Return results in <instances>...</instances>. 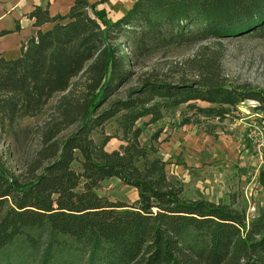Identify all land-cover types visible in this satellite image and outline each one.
Here are the masks:
<instances>
[{"label": "trees", "instance_id": "trees-1", "mask_svg": "<svg viewBox=\"0 0 264 264\" xmlns=\"http://www.w3.org/2000/svg\"><path fill=\"white\" fill-rule=\"evenodd\" d=\"M29 16L53 26L0 57V135L27 141L37 124L24 165L0 157V264H264V204L185 199L158 133L140 141L182 106L177 127L211 136L241 103L264 114V93L224 74L220 43L264 37V0H136L114 21L75 0L64 16ZM111 138L122 144L108 152ZM114 178L135 202L98 194Z\"/></svg>", "mask_w": 264, "mask_h": 264}, {"label": "rangeland", "instance_id": "rangeland-1", "mask_svg": "<svg viewBox=\"0 0 264 264\" xmlns=\"http://www.w3.org/2000/svg\"><path fill=\"white\" fill-rule=\"evenodd\" d=\"M223 72L233 84L249 83L264 93V37L243 36L224 39ZM146 126L141 134L142 144H148L151 136L158 133V156L165 163L168 179L182 187L185 199H204L215 203H234L246 209L248 214L264 204V162L260 161L246 143L245 122L255 110L249 101L238 105L237 110L222 122L215 136L206 134L193 125L177 127L179 112ZM147 118L138 122L141 125ZM252 122V121H251ZM36 122L30 121L27 141L10 144L6 135H0V157L14 170L24 165L28 155L37 145L34 136ZM108 135L115 133V125L108 123L104 129ZM96 142L97 134L93 135ZM122 144L111 138L105 146L110 152ZM13 147V148H12ZM11 149L18 152L20 164L7 155ZM19 165V166H18ZM77 169L78 165L74 164ZM98 194L112 201L132 204L137 199L133 187L118 179L102 182Z\"/></svg>", "mask_w": 264, "mask_h": 264}, {"label": "crops", "instance_id": "crops-1", "mask_svg": "<svg viewBox=\"0 0 264 264\" xmlns=\"http://www.w3.org/2000/svg\"><path fill=\"white\" fill-rule=\"evenodd\" d=\"M74 1L75 0H0V57L6 60L19 57L21 54V47L30 38L35 37L38 31L45 32L52 28V23H43L39 26L35 25V19L29 16L35 8L46 10L49 17L57 15L64 16L69 12ZM87 1L89 4L94 5L96 15L106 20L114 21L125 15L136 0ZM252 111L253 113L246 117V120H250V122L256 119L255 114L257 111ZM247 122H245V130ZM253 153L258 158L254 150Z\"/></svg>", "mask_w": 264, "mask_h": 264}, {"label": "built area", "instance_id": "built-area-1", "mask_svg": "<svg viewBox=\"0 0 264 264\" xmlns=\"http://www.w3.org/2000/svg\"><path fill=\"white\" fill-rule=\"evenodd\" d=\"M253 107L255 102H249ZM256 119L247 123L246 126V141L248 145L254 150L258 158L264 162V114L257 111Z\"/></svg>", "mask_w": 264, "mask_h": 264}]
</instances>
